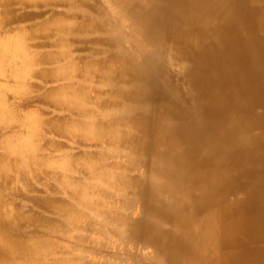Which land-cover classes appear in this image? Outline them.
<instances>
[{
    "label": "bare ground",
    "instance_id": "1",
    "mask_svg": "<svg viewBox=\"0 0 264 264\" xmlns=\"http://www.w3.org/2000/svg\"><path fill=\"white\" fill-rule=\"evenodd\" d=\"M101 2L0 0V264H69L71 222L139 230L149 264H264V0Z\"/></svg>",
    "mask_w": 264,
    "mask_h": 264
},
{
    "label": "rangeland",
    "instance_id": "2",
    "mask_svg": "<svg viewBox=\"0 0 264 264\" xmlns=\"http://www.w3.org/2000/svg\"><path fill=\"white\" fill-rule=\"evenodd\" d=\"M96 1L98 2L99 5L105 6L102 4L101 0H96ZM93 107L97 109L98 105L93 106V103L90 102L89 108L93 110L94 109ZM65 147H67V145H65ZM71 148L73 153H78L82 151L83 146L79 143V145H76ZM56 149H58V147H56ZM131 175L138 177L136 171L131 172ZM49 183L51 185V182ZM31 184H34V186L36 185L34 182H31ZM53 187L55 186H52V188ZM34 188H36V186ZM108 189H109L108 198L104 197L102 193L96 194V196L102 199L103 202L109 200V203H105L106 207L104 208V211L107 213H114L120 217H124V216L128 217L131 226L135 227L136 219H138L140 214V205H139V201L137 200L133 192L130 189H126V190H122L120 196H117L114 193L115 191L114 186L109 185ZM41 196H43V194L38 193V191L29 192L26 195V197H32V198L41 197ZM60 197L64 199L65 196L61 194ZM26 207L36 209V207L33 206L32 204ZM101 210L102 208L97 209L96 214L100 213ZM101 224L102 222L100 224H97V222H95L94 224H89L87 222L72 224L71 222V225H69V233H68L70 235V239L68 238L70 241L63 242V246L66 247L64 251L69 253V255L66 256L68 259H70L67 261V263L69 264H149L148 256H150L151 252H149V250L143 249V247L146 244V240L143 234L139 230L134 229V231H131L130 227L128 229H125L126 235H124L123 237L124 241L123 243H121L117 241V236L114 229L115 226L109 225L108 227H106L107 230H103L104 224L103 225ZM76 237L79 240V242L76 241ZM83 240L86 243L80 242ZM89 242L94 245L92 250H90L91 245L89 244ZM68 245L69 246L71 245V247L70 248L67 247ZM72 246H76L78 248L75 249ZM84 252L87 256L84 254ZM22 260L24 262H29L31 258H29V256H26Z\"/></svg>",
    "mask_w": 264,
    "mask_h": 264
}]
</instances>
